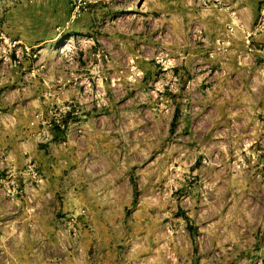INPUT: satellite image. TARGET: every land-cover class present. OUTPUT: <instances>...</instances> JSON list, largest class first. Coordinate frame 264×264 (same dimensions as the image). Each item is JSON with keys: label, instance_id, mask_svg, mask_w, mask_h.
I'll list each match as a JSON object with an SVG mask.
<instances>
[{"label": "rangeland", "instance_id": "obj_1", "mask_svg": "<svg viewBox=\"0 0 264 264\" xmlns=\"http://www.w3.org/2000/svg\"><path fill=\"white\" fill-rule=\"evenodd\" d=\"M132 1L0 0V53L15 41L19 59L15 65L0 58V68L18 67L25 74L37 63L61 69L83 56L87 63L101 61L102 82H95L89 69L82 71L86 74L76 78L80 84L70 83L77 90L72 101L59 92L65 84L56 70L50 87L59 102L48 107L47 116L36 111L31 123L79 139L84 134L83 123L74 119L79 107L92 105L100 113L96 124L119 145L116 157L102 156V174L87 191L99 200L110 196L104 199L118 213L128 201L116 218L119 227L112 230L120 241H135L118 244L122 252L132 247L131 253L142 255L136 259L159 255L165 264H186L191 254L196 264H264V116L233 119L236 126L227 131L217 126L176 133L179 115H167L159 101L171 91L170 82H149L138 73L139 79L128 80L123 68H110L130 60L125 43L120 46L113 35L123 24L116 17L130 14ZM27 82L28 76L21 85ZM7 88L13 91L14 85ZM36 140L45 143L41 132ZM43 183L44 175L31 162L21 172L3 169L0 198L31 204V191ZM88 218L85 209L56 217L60 248L79 251L81 231L90 228Z\"/></svg>", "mask_w": 264, "mask_h": 264}, {"label": "crops", "instance_id": "obj_2", "mask_svg": "<svg viewBox=\"0 0 264 264\" xmlns=\"http://www.w3.org/2000/svg\"><path fill=\"white\" fill-rule=\"evenodd\" d=\"M207 1L204 7V0H134L127 7L130 14L116 17L123 24L113 36L120 46L125 43L131 56L128 63L112 65L111 70L123 68L127 78L116 76L124 80L143 75L149 82L157 78L170 82L171 91L159 101L167 115H179L176 133L217 126L227 131L236 126L233 119L264 116V0ZM85 59L61 69L37 63L25 74L18 67L0 68V172H21L31 162L44 175L43 185L30 193L31 204L23 200L9 204L0 198V264H165L159 255L138 260L142 255L131 253L134 248L128 252L119 248L130 241L135 245L112 232L128 201L118 213L104 199L110 201V196L99 200L87 191L102 174V156L116 157L119 145L96 124L100 113L90 109L92 105L79 107L74 117L84 127L79 139L31 123L36 111L47 116L48 107L59 102L50 87L55 86L56 70L62 71L65 87L59 92L66 100H76L77 90L70 83L80 84L76 78L86 74L82 71L89 69L94 81L102 82L101 61ZM12 85L10 91L7 87ZM40 132L45 143L38 144ZM81 209L89 216L90 228L81 231L79 251H64L54 220ZM187 257L186 264H196L194 255Z\"/></svg>", "mask_w": 264, "mask_h": 264}, {"label": "built area", "instance_id": "obj_3", "mask_svg": "<svg viewBox=\"0 0 264 264\" xmlns=\"http://www.w3.org/2000/svg\"><path fill=\"white\" fill-rule=\"evenodd\" d=\"M207 0H204V2H206ZM7 41L5 40V43H6ZM8 48H9V50H8V52L6 51L4 54H1L0 53V58H3V60H5V59H7L8 58V60L12 63V64H17V63H19V59H18V55H17V53H16V48H15V46H16V42L14 41L13 43H8ZM11 49H13L14 50V52H12V53H14V55H15V58L13 59V60H11V58H10V55H11ZM25 50L26 51H29V49L28 48H25ZM57 122V121H56ZM59 124H57V126H59V128L60 129H62L63 127H64V125H63V123H61V121L60 122H58Z\"/></svg>", "mask_w": 264, "mask_h": 264}, {"label": "bare ground", "instance_id": "obj_4", "mask_svg": "<svg viewBox=\"0 0 264 264\" xmlns=\"http://www.w3.org/2000/svg\"><path fill=\"white\" fill-rule=\"evenodd\" d=\"M67 48V47H66Z\"/></svg>", "mask_w": 264, "mask_h": 264}]
</instances>
